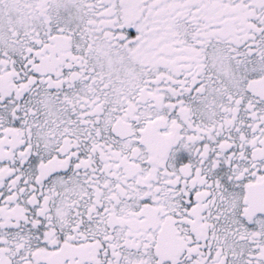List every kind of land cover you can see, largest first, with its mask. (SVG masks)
I'll return each instance as SVG.
<instances>
[{"label":"snow or ice","instance_id":"obj_1","mask_svg":"<svg viewBox=\"0 0 264 264\" xmlns=\"http://www.w3.org/2000/svg\"><path fill=\"white\" fill-rule=\"evenodd\" d=\"M0 264H264V0H0Z\"/></svg>","mask_w":264,"mask_h":264}]
</instances>
